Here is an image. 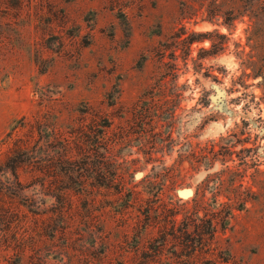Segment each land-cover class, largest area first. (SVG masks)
<instances>
[{"label":"rangeland","instance_id":"1","mask_svg":"<svg viewBox=\"0 0 264 264\" xmlns=\"http://www.w3.org/2000/svg\"><path fill=\"white\" fill-rule=\"evenodd\" d=\"M0 264H264V0H0Z\"/></svg>","mask_w":264,"mask_h":264},{"label":"flooded vegetation","instance_id":"2","mask_svg":"<svg viewBox=\"0 0 264 264\" xmlns=\"http://www.w3.org/2000/svg\"><path fill=\"white\" fill-rule=\"evenodd\" d=\"M148 110V109H147ZM148 112H149V110H148ZM144 113H147V111L146 110H144Z\"/></svg>","mask_w":264,"mask_h":264},{"label":"water","instance_id":"3","mask_svg":"<svg viewBox=\"0 0 264 264\" xmlns=\"http://www.w3.org/2000/svg\"><path fill=\"white\" fill-rule=\"evenodd\" d=\"M189 190V189H188Z\"/></svg>","mask_w":264,"mask_h":264}]
</instances>
